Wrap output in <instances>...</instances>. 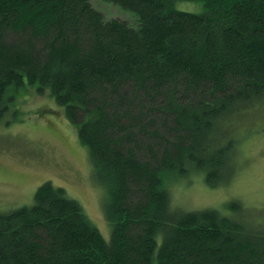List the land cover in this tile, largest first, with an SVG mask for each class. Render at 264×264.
<instances>
[{
	"label": "trees",
	"instance_id": "1",
	"mask_svg": "<svg viewBox=\"0 0 264 264\" xmlns=\"http://www.w3.org/2000/svg\"><path fill=\"white\" fill-rule=\"evenodd\" d=\"M103 1L135 19L91 0H0V117L25 84L49 92L107 189L111 226L107 241L46 181L0 212V264H264L262 211L182 212L167 185L236 174L238 131L264 115V0Z\"/></svg>",
	"mask_w": 264,
	"mask_h": 264
},
{
	"label": "rangeland",
	"instance_id": "2",
	"mask_svg": "<svg viewBox=\"0 0 264 264\" xmlns=\"http://www.w3.org/2000/svg\"><path fill=\"white\" fill-rule=\"evenodd\" d=\"M91 4L107 19H135L132 12L109 2L91 0ZM176 7L193 14L204 11L202 1H181ZM13 97L0 117V212L30 206L35 190L50 181L82 206L108 241V192L94 176L88 149L79 142L64 109L35 85L25 84ZM238 140V169L233 178L213 187L202 171L176 175L167 181L172 208L182 212L214 209L228 215V205L239 202L242 208L262 211L264 220V115L244 122Z\"/></svg>",
	"mask_w": 264,
	"mask_h": 264
}]
</instances>
